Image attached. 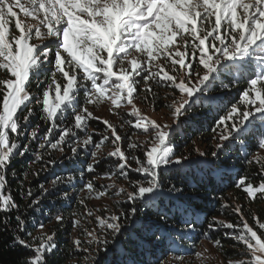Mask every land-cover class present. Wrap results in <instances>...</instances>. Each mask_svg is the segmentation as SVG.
<instances>
[{
	"label": "snow or ice",
	"instance_id": "1",
	"mask_svg": "<svg viewBox=\"0 0 264 264\" xmlns=\"http://www.w3.org/2000/svg\"><path fill=\"white\" fill-rule=\"evenodd\" d=\"M0 70L6 74V78L0 79V225L11 233L9 224L15 221L16 234L11 235L10 243L28 249L31 255L26 264H59L55 231L46 233L45 225L39 223L40 235L31 236L26 231L25 218L18 213L12 215L19 204L5 191L14 157L28 151L20 139L37 113L33 104L38 106L41 119L49 124L38 147L50 145L61 151L62 145L77 136L76 130L86 132L90 120L101 119L87 105L110 103V111L130 105L129 115L135 120L126 123L142 130L146 144L129 143L127 147L133 151L126 155L120 145L122 136L115 126L103 120L115 145L107 155L117 158V175L127 178L126 170H131L143 180L131 182L132 191L121 187L116 194L124 193L129 202H139L157 211L165 195L180 191L175 187L167 193L164 190V179L170 170L186 164L190 168L195 162L176 156L172 125L158 123L137 108L134 101L141 80L146 93L152 92L150 81L164 83L174 93L178 90L181 99H173L169 105L174 121L178 122L217 80L226 74L239 73L246 78L247 88L240 96L241 106L233 105L220 118L221 143L212 155L218 156L232 142L243 145L249 139L264 149V0H0ZM33 84L37 88L46 85L41 89L42 96L33 94ZM81 94L84 106L79 101ZM38 132L37 124L30 138L36 140ZM93 142V136L88 135L71 152L75 156L78 148ZM96 148L97 152L91 154L93 163L87 165L88 172H94V164L99 163L100 145L96 144ZM137 151L142 152L143 158L135 154ZM41 158L37 154L36 159ZM253 159L260 165L261 182L254 184L244 176L238 179L237 187L255 201L258 196L264 198V157ZM74 180L70 174L66 182L72 184ZM62 182L65 181L57 177L52 181L53 188ZM86 188L94 191L93 183L88 182ZM41 191L45 197L54 195L43 185ZM25 194L32 197L31 191ZM105 195L106 192L98 193V197ZM39 203L32 200L30 206L38 207ZM136 212V207L131 208L132 216ZM232 212L238 217L237 223L213 217L207 225L213 232L219 228L229 230L224 234L243 246V251L235 254L239 258L228 260V264H264V221L252 214L254 228L241 206L233 207ZM187 213L185 208L181 223L191 225ZM128 216L129 213H119L107 219L95 217L105 238L85 229L90 237L88 244L97 245V251L102 247L106 256L110 251L108 236H119L124 230L122 220ZM50 219L57 224L64 222L60 213ZM79 225L80 221L75 220L73 226ZM193 230L189 227L190 232ZM164 236V232L159 236L152 233L158 241ZM213 244L223 251L220 240ZM81 245L80 239L73 240L77 251L87 252ZM105 256L94 258V264H105Z\"/></svg>",
	"mask_w": 264,
	"mask_h": 264
},
{
	"label": "trees",
	"instance_id": "2",
	"mask_svg": "<svg viewBox=\"0 0 264 264\" xmlns=\"http://www.w3.org/2000/svg\"><path fill=\"white\" fill-rule=\"evenodd\" d=\"M196 67L199 68L198 65ZM0 79H4L1 73ZM40 79L43 80L44 77L41 76ZM149 83L152 92L146 93L143 90L145 85L141 80L136 98L152 113L169 112V125H172L174 130L173 145L176 156H183L187 161L195 162L190 168L186 164L182 168L170 170L164 179V190L167 193L169 188L175 187L180 191H174L171 196L165 195L159 211L156 208L143 207L139 202H129L124 193L116 194L121 187L132 191L131 182L143 180V177L131 170H126L129 172L127 178L117 175V158L107 155L114 150L115 145L111 143L113 138L102 119L90 120L86 132L76 130L77 136L62 145L63 151L52 149L50 145L40 149L38 145L42 142L44 131L49 124L41 119L38 106L32 105L37 113L33 117V123L20 139L22 145L28 146V151L22 156L14 157L11 170L7 172L8 187L5 191L19 204V208L12 215L18 213L25 218L26 231L31 232V236L40 235L39 223L45 225L44 232L55 231V240L59 246V264H94V258L105 256L102 247L97 251V245L88 244L90 237L84 231L87 229L98 233L101 239L105 238L104 230L95 220L97 216L107 219L112 214L129 213L128 218L122 220L124 230L119 236H108L110 251L105 256V264H163L167 261H170V264H195L197 253L201 254L204 246L211 247L223 262L228 264V260L239 258L235 254L242 252L243 246L224 234L229 231L227 229L219 228L214 232L209 230L208 222L215 217L218 220L237 223L238 217L232 212L235 206L243 208L249 224L254 228L256 225L252 214L264 221V198L258 196L252 201L237 187L238 179L244 176L254 184L261 182L260 165L253 158L264 157L263 149L258 147L254 139H249L243 145L239 141L232 142L231 147L219 152L218 156L212 155L217 151L216 145L221 143L219 134L223 126L218 127L219 120L233 105L241 106L240 96L247 88L246 78H242L239 73L221 77L210 91L205 92L199 102L181 115L178 122L174 121L169 107L173 99H181L178 90L174 93L173 89L164 83ZM33 85L35 94L42 96L41 89L46 85H41L40 88ZM79 101L83 103H80L81 106H84L82 94ZM129 113L130 111L118 112L115 114V121L111 122L123 138L120 145L126 155L133 151L127 147L129 143L146 144L142 130L126 123L135 120ZM231 123L232 121H228V124ZM37 124L38 137L32 140L30 132ZM88 135L93 136L94 142L78 148L77 155L74 156L71 148L81 143ZM105 136H108L109 140L105 141ZM96 144L100 145L97 156L99 163L94 164V172H88L87 165L93 163L91 154L97 152ZM201 152L206 155L201 156ZM37 154L41 155L40 160L36 159ZM135 154L143 158L142 152L137 151ZM53 160L55 163L50 162ZM132 166H136L134 161ZM70 174L75 177L72 184L66 182ZM57 177L65 182L58 183L54 189L52 181ZM88 182L93 183L94 191L90 192L86 188ZM112 184L116 187H104ZM42 185L54 192V195L45 197L41 191ZM27 191H31L32 197L25 194ZM100 192H106L107 195L98 197ZM65 193L67 198H64ZM32 200L40 201L38 207L30 206ZM133 207L137 208L135 216L130 214ZM185 208L188 209L187 218L192 221L191 225L181 223L180 217ZM89 211L92 212L91 216L88 215ZM56 213L63 215L62 224L50 219ZM77 219L80 225L74 227V221ZM14 223L13 220L12 224H9L11 233L5 232L0 225V264H26V258L31 255L28 249L10 243L11 235L16 234ZM189 227L194 230L190 232ZM153 232H156L157 236L164 232L165 236L158 241L152 237ZM25 238L30 239L26 235ZM77 238L82 241L81 248L88 249L87 252L74 248L73 240ZM215 240L221 241L223 251L214 246Z\"/></svg>",
	"mask_w": 264,
	"mask_h": 264
},
{
	"label": "rangeland",
	"instance_id": "3",
	"mask_svg": "<svg viewBox=\"0 0 264 264\" xmlns=\"http://www.w3.org/2000/svg\"><path fill=\"white\" fill-rule=\"evenodd\" d=\"M21 18H23V14L21 13ZM12 28H14V25L11 26ZM18 34V33H17ZM35 42V41H33ZM1 75L6 78V74L0 70ZM32 92L33 94H35L36 90L34 85H32ZM35 95H39V94H35ZM135 104L137 106V108L140 109L141 113L144 115L149 116L152 119L157 120L158 123L161 124H169L170 121V117H169V112H164L162 114H157V113H152L150 110L146 109L141 103H140V99L135 97ZM81 104H83L82 102H80ZM89 107V110H91L94 114V116L96 117H100L102 120H107L110 123L112 121H115L116 117L115 114L121 111H130L131 112V106L130 105H124L121 109L118 110H114V111H110L109 109L112 108V105L109 104H105V105H101V106H93V105H87ZM262 154H264V149L262 150ZM201 255L197 257V259H195L196 263L195 264H226L223 262V260L221 259V257L211 248L208 246H204L201 249ZM170 261L164 262L163 264H170Z\"/></svg>",
	"mask_w": 264,
	"mask_h": 264
}]
</instances>
